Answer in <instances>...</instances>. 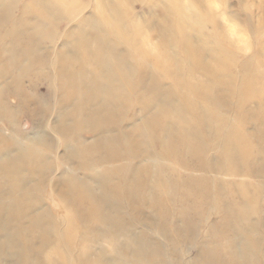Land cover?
<instances>
[{"label":"bare ground","instance_id":"6f19581e","mask_svg":"<svg viewBox=\"0 0 264 264\" xmlns=\"http://www.w3.org/2000/svg\"><path fill=\"white\" fill-rule=\"evenodd\" d=\"M172 9L174 23L140 28L109 0H0V78H48L66 100L53 124L37 123L30 136L9 128L0 134L14 142L0 148V264H264V116L245 122L250 127L231 122L226 114L234 106L247 112L253 103L247 90L215 83L201 56L182 67L163 50L156 58L158 45L142 43L167 34L161 47L168 48L174 24L187 44V11ZM147 11L153 13L149 4ZM133 96L136 104L127 107ZM16 111L0 96V118L16 119ZM178 158L180 171L172 166ZM225 162L250 166L262 189L246 173L227 179ZM117 177L125 182L112 184ZM174 178L183 184L175 198L169 195ZM213 193L222 198L212 201ZM191 198L199 199L192 208ZM57 203L79 209L77 226L60 222ZM204 203L219 204L224 214L199 228L189 212ZM76 227L83 228L78 235ZM190 241L197 242L193 259Z\"/></svg>","mask_w":264,"mask_h":264},{"label":"rangeland","instance_id":"374dc122","mask_svg":"<svg viewBox=\"0 0 264 264\" xmlns=\"http://www.w3.org/2000/svg\"><path fill=\"white\" fill-rule=\"evenodd\" d=\"M109 1L114 2L116 7L118 6V8H120L122 11L126 12L127 13L126 16L129 20L132 21L133 19H137L136 22L138 23H136V25L140 28H146V26L161 27L163 23L168 24V21L164 19L170 20L172 24L174 23L172 22V20L174 21L173 15L175 16V14H171L173 13L172 8L175 5L181 8H185V10L187 11L188 20L182 22L184 24L183 29H186V31H183L182 38L188 36L187 44L180 42V37L175 36L176 34L173 33V29L175 28L174 24H173V29L171 28L172 38L170 40V44L168 48L165 46V44L163 45V49L161 47V43L164 40V38L169 37L167 34H163L160 37L154 36L155 39L142 37V43L158 45V50L160 52L158 51H157L158 53L155 52L156 55L155 54L154 55L156 58L159 57L161 58V52H162L161 50H163V52H165L164 55L167 56V60L169 62L173 60H178L180 66L182 67H184L186 61L192 60L196 62L197 59L199 60L201 56L202 58H204L203 64L211 68L212 79L214 82L216 81L215 83L222 84L223 82L231 81L233 82V84H236L238 86L236 91L245 92L247 90L252 95V102H253L247 111L248 114L246 112L247 108L234 106L232 112L226 114L231 122H235L236 120L241 119L245 127L247 126L250 127L251 125H247L245 124V122L248 121L253 125L257 119L262 118L264 116V96L260 95V93L262 92V88H264V0H109ZM148 4L153 8V13L151 14L149 13V11H147ZM158 19H160L161 21L158 22ZM60 26H62V22H60ZM66 28L67 26L63 25L62 31L63 30L65 31ZM175 39H178L179 42H174ZM225 47L230 48V50H226ZM192 48H193V52L190 54L189 51ZM219 48L224 49L226 51L225 53L226 55H222L220 53ZM140 51L143 52L144 50H140ZM224 57L226 58V60L229 59L232 62L231 63L232 66L230 64L225 63L227 61L224 60ZM9 68L8 69L10 71L18 73L16 67L13 68L9 67ZM1 69L2 68L0 67V70ZM3 69L5 70L7 69V67ZM48 70L49 69L47 68L46 72ZM29 76L31 78H28L26 76L22 80L16 82H14L13 80L10 81L5 77L0 78V85H3L4 82L7 83L4 84L3 87H0V96H2V98L5 99L9 103V105L13 106V110L16 109L19 112L17 113L16 111V119L15 118L13 120L10 119V121L6 116L0 118V129H1L0 134H4L2 132L3 129L5 130L9 128V130L12 129L20 137L30 136L35 130L37 123L38 124L43 123V125H47V123L50 122L52 123L54 121L55 115L59 113L60 110L63 109L64 106L66 105V100L61 98L60 96V92L63 93L62 92L63 90L62 88H60L58 83L55 84L53 80L51 81L48 78L39 79V78H35L33 75L32 76L29 75ZM204 79L206 78L204 77ZM242 80H244V84L241 83ZM27 82L29 83L27 84ZM132 83L133 81L131 82V86ZM245 84H248V87L245 86ZM32 85L33 87H31ZM26 86L28 89L29 88L30 89L27 90ZM32 88H34L35 90L33 89L31 91ZM130 89H132V87H130ZM25 93H27V95ZM30 96L34 98H31ZM33 99L34 100L36 99L35 102L38 103H35ZM134 99L135 97L133 96V98L131 99L132 103L130 102V99L128 98L125 99L127 107L130 106V104H136ZM29 102L31 105L29 104ZM261 103L263 105H261ZM43 109L45 111L47 109L48 110L45 112ZM32 110L35 112H33ZM44 116L45 118L42 119V117ZM246 117H248L247 120L245 119ZM11 121L12 123H14L13 125ZM117 124H120V121L117 122ZM51 127L53 126L51 125ZM93 127L97 128L96 124H93L92 128ZM113 128L115 129V126ZM100 129H103V127L100 126ZM48 131H51L55 135L56 131L54 130V128L48 127ZM82 133L86 136L88 134L86 131ZM55 138L58 144L57 135H55ZM10 144L11 145L14 144L12 139L9 138L0 139V148H11ZM123 145L122 148H125V152H126L124 153V155H128L129 148ZM61 151L62 150L58 151L56 148L55 156L57 158L59 157L58 155H61ZM86 159H88V156L85 157L83 155L82 161L84 162L86 161ZM177 162L180 163L181 167H184V163L183 161L180 160V158L172 162V166L177 167L176 169L180 171L181 169L178 168L179 166ZM232 164L233 162L230 163L227 162L225 165H223L224 166L222 171L223 176L229 174V176H227V179L231 181L233 180L239 181L240 177L233 178V176L231 175L232 174L242 175L243 173H246L248 174V177L252 178L251 181L253 180V184H254L253 187L257 189H262L261 186L262 184H260L262 182L260 180H256L257 178L254 175V173L253 172L251 173L252 170L250 166H247V164L244 165L241 164L242 168H237L235 167V163L233 165ZM168 167L170 166L168 165ZM168 167L166 168L167 170ZM77 169H78L77 177H82L81 174L82 172H84L83 165H80L79 167H77ZM108 171L110 173L112 171V168L111 167L107 168L104 173L106 174V172ZM58 176H59L58 170L56 172L54 171L51 173V178L54 180H56ZM113 181L114 182L112 184H120L125 182L123 177L122 178L117 177ZM257 181L260 183H258ZM172 185L173 188L175 189V191L173 190V192L175 193H170L169 195L175 198L181 192L180 190L183 187V184L180 185L179 183L175 182V178H174L172 180ZM261 193L263 199L264 190H261ZM52 195H55V191L52 192ZM92 195H96V194L93 193ZM220 198H222V195H218L215 193L211 195L212 201L219 200ZM194 201L197 202L199 201V199L191 198V201L187 203L186 206L190 208L194 207V204H192V202ZM7 206H9V204ZM54 209L56 215L61 218L60 222L63 221L67 222V219H70L71 220L70 223H72L73 225H76L78 223L79 219L77 218V216L81 215L79 209L75 210L73 206L70 205L67 206L58 203H57V208L54 207ZM178 210H180L179 206L176 207L175 210L173 211L178 212ZM173 211L171 212V214L174 213ZM147 212L148 215L150 216L151 213H149V210H147ZM189 213L190 215L192 214L191 218H193L192 219L193 225L198 224L197 227L200 228L205 226V224H207L210 218H212V220H215V218L220 220L224 214V210L221 208L219 204L215 206H211L204 203L202 207L192 210ZM125 217L127 219H134L128 213L126 214ZM177 221H178L177 224L179 225L182 224L178 219ZM182 221L183 223L185 222L186 224H188L187 218H185V220ZM166 223H169L170 228L172 227L174 228L176 224L173 220H168V219ZM183 227H185V225H183ZM76 229H77L76 230L77 235L83 231V228L81 227L80 228L76 227ZM260 232L264 237L263 227L259 228V233ZM261 241H262L261 248L262 251H264V239ZM189 243L193 245L190 248V251L188 252L191 254V257L193 259V256H195V252L197 249V244H196L197 242L193 241L191 243L190 241ZM198 243L199 244L201 243L200 238ZM191 257L187 256V260L188 258L190 259ZM34 263L35 262H32V264Z\"/></svg>","mask_w":264,"mask_h":264}]
</instances>
